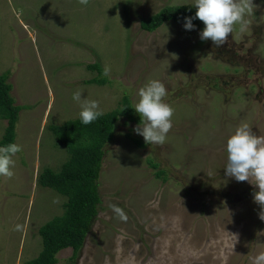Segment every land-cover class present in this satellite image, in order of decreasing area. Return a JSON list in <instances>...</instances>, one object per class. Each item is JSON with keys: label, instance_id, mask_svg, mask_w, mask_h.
I'll return each mask as SVG.
<instances>
[{"label": "rangeland", "instance_id": "obj_1", "mask_svg": "<svg viewBox=\"0 0 264 264\" xmlns=\"http://www.w3.org/2000/svg\"><path fill=\"white\" fill-rule=\"evenodd\" d=\"M254 3L247 30L216 48L200 39L203 22L192 31L169 21L154 32L140 27L163 8H195L194 0H89L87 6L0 0V74H8L22 108L15 174L0 176V233H11L0 264L36 258L38 228L63 213L67 198L37 177L43 168L58 173L70 158L49 126L80 118L73 94L98 101L106 114L124 95L134 108L150 80L166 86L165 102L175 109L166 142L148 145L135 133L141 123L135 110L134 123L116 122L103 147L97 216L77 256L70 260L72 250H62L56 264H258L264 256V221L253 196L258 188L225 174L227 140L240 123L264 135V0ZM94 63L110 68L103 86L88 83L97 77L87 68ZM5 128L0 120V139ZM21 224L27 233L22 258Z\"/></svg>", "mask_w": 264, "mask_h": 264}, {"label": "trees", "instance_id": "obj_2", "mask_svg": "<svg viewBox=\"0 0 264 264\" xmlns=\"http://www.w3.org/2000/svg\"><path fill=\"white\" fill-rule=\"evenodd\" d=\"M195 12V8L188 6H170L141 20L140 27L145 32H154L168 21L184 24L185 18L194 17ZM200 23L198 19L193 20L194 25ZM87 68L97 74L96 78L88 81L89 84L103 86L107 83L104 70L98 63L87 65ZM11 90L8 74H0V120L6 121L0 147L14 143L16 124L22 110L15 104ZM120 102L117 109L103 114L91 124L85 125L81 118H77L60 126H49L53 134L62 138L60 140L70 158L58 173L50 168H43L37 177V183L57 191L67 201L63 204L60 217H55L38 228L42 249L27 264H56V255L66 249L72 250L70 260H73L81 250L100 204L97 181L104 157L103 147L112 141L116 122L120 118L129 123L136 121L129 97L124 95Z\"/></svg>", "mask_w": 264, "mask_h": 264}, {"label": "clouds", "instance_id": "obj_3", "mask_svg": "<svg viewBox=\"0 0 264 264\" xmlns=\"http://www.w3.org/2000/svg\"><path fill=\"white\" fill-rule=\"evenodd\" d=\"M79 3L87 6L89 0H79ZM193 6L196 8L195 16L185 18V29H195L194 19L203 22L204 28L199 37L202 41H211L216 48L227 45L237 30L245 32L249 24L247 17L253 15L258 8L254 0H194ZM103 74L109 76L110 68L106 66ZM166 96V86L159 80H150L138 91L139 99L134 104V110L141 117V123L134 131L148 145H163L173 128L175 109L165 102ZM73 100L81 103L79 115L85 125L104 114L99 109L98 101L82 100L80 91L73 94ZM21 151L22 146L16 143L0 147V176L8 179L14 176V157ZM226 152L225 174L235 178L237 182L246 181L254 189L258 188V191L253 192L254 202L261 208L259 219L264 221V135H257L249 123L242 121L227 140ZM112 207L121 219H126L121 208L115 205ZM231 236L238 239L236 234ZM260 261H264V256L258 258V264Z\"/></svg>", "mask_w": 264, "mask_h": 264}, {"label": "crops", "instance_id": "obj_4", "mask_svg": "<svg viewBox=\"0 0 264 264\" xmlns=\"http://www.w3.org/2000/svg\"><path fill=\"white\" fill-rule=\"evenodd\" d=\"M30 205H31V203H30ZM33 205V204H32ZM32 205L28 208H26V210H25V212H24V217H23V219H24V223L26 224L27 223V220H28V217H29V215H30V210H31V207H32ZM16 216H15V220L13 219V221H11L13 224H16V223H14V222H16L17 220H16V218H17V215L19 214L18 213V211H16ZM1 225V224H0ZM25 226L26 225H19V229H20V238H19V246L17 247V252L21 255V258H22V256H23V251H24V243H25V240H24V243H23V239H25L26 238V236H27V233L25 232ZM22 227V228H21ZM11 229V228H10ZM11 231V230H10ZM11 233H8V234H5V233H0V250L2 249V246H5V248H4V250H3V254H4V252H9V249L11 248V243H10V238H9V235H10ZM22 249V250H21ZM20 258V259H21ZM17 259H19V258H17ZM17 259H16V261H17ZM28 262V261H27ZM26 262V263H27Z\"/></svg>", "mask_w": 264, "mask_h": 264}]
</instances>
